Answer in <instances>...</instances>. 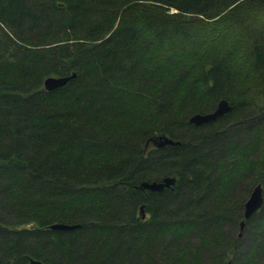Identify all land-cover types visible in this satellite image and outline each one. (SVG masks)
<instances>
[{
	"label": "trees",
	"instance_id": "trees-1",
	"mask_svg": "<svg viewBox=\"0 0 264 264\" xmlns=\"http://www.w3.org/2000/svg\"><path fill=\"white\" fill-rule=\"evenodd\" d=\"M257 183L264 0H0V264H264Z\"/></svg>",
	"mask_w": 264,
	"mask_h": 264
},
{
	"label": "water",
	"instance_id": "water-1",
	"mask_svg": "<svg viewBox=\"0 0 264 264\" xmlns=\"http://www.w3.org/2000/svg\"><path fill=\"white\" fill-rule=\"evenodd\" d=\"M76 74L73 72L68 76H49L44 79L43 87L47 91L54 90L56 88L64 86L69 80L75 78ZM230 105L227 100L220 99L214 108L213 111L207 113H194L189 116L188 122L194 126H200L212 121H215L217 118H220L228 113L230 110ZM151 143L157 147L161 148L166 145H177L179 141H174L173 139L165 136V135H157L151 139ZM175 177H163L159 181H151V182H141L137 188L142 190H148L151 192H161L165 189H171L175 184ZM264 204V193L263 187L260 183H257L251 189L247 199L243 203V211H242V219L239 222V231L238 236L241 237L243 228L245 225V221L250 219L255 213H257ZM139 214L141 219H144L145 213L143 212L142 206L139 207ZM78 227V225H68L59 222L52 223L48 225V228L51 230H60L67 231ZM29 264H43L38 259H29Z\"/></svg>",
	"mask_w": 264,
	"mask_h": 264
}]
</instances>
